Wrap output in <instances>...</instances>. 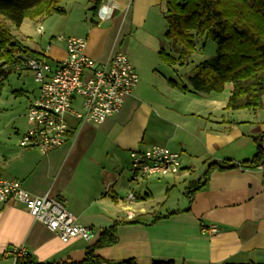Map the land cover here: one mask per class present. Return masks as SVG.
Masks as SVG:
<instances>
[{
    "label": "crops",
    "instance_id": "0c3cea01",
    "mask_svg": "<svg viewBox=\"0 0 264 264\" xmlns=\"http://www.w3.org/2000/svg\"><path fill=\"white\" fill-rule=\"evenodd\" d=\"M69 2H73L72 7L64 8L63 16L26 19L19 28L9 24L14 42L35 56L51 59L54 65L67 57V44L58 42V37L85 39L86 54L99 63L111 61L120 52L128 56L135 48L139 61L130 62L140 76V84L122 111L100 129L69 117L66 144L48 155L37 149H23L19 144L4 151L1 177L21 181L35 197L49 195L67 201L77 223L94 230L95 237L91 241L77 238L66 244L34 219L22 203L0 204V264H16L10 252L23 245L37 264L81 263L87 249L114 225L117 244L96 251L101 264L125 260L136 264H264L262 173L257 168L240 167L215 169L207 174L215 163L253 160L258 153L255 139L264 134V122L241 117L244 111L226 109L232 89L228 93L226 89L222 93L225 95L197 94L185 91L187 85L171 76L162 75L159 80L149 73L162 63L148 56L141 42L150 39L151 52L160 58L164 48L159 45L164 41L159 38V30L163 33L165 29V38L168 31L165 0H119L118 10L103 22L97 17L92 22L93 17H88L93 0ZM49 18L61 26L55 31L58 36L47 40H53L48 49L39 52L26 46L31 28L39 30L42 26L41 38L47 39L43 23ZM70 19L72 25L64 24ZM71 29L73 36H67ZM14 65L8 68L10 74L31 75L17 71ZM147 82H151L153 92L145 89ZM16 92L18 96L27 95L24 90ZM33 93L35 97L27 109L39 97L40 89ZM153 146L179 153L181 178L189 181L179 204L164 212L155 209L149 188L136 192L140 179L136 180L134 173L133 177H124L132 163L131 153ZM148 185L153 188L156 184L151 181ZM130 192L136 200H127ZM130 212H134V218L128 216ZM213 225L218 233L205 235L203 229Z\"/></svg>",
    "mask_w": 264,
    "mask_h": 264
},
{
    "label": "built area",
    "instance_id": "2783aa9c",
    "mask_svg": "<svg viewBox=\"0 0 264 264\" xmlns=\"http://www.w3.org/2000/svg\"><path fill=\"white\" fill-rule=\"evenodd\" d=\"M118 3L119 0H102L98 21L110 19L118 10ZM38 31L43 34V27ZM57 41L67 44V57L63 62L52 65L42 57L26 55L14 65L17 71L30 73L40 85L39 97L28 108V130L19 145L23 149H37L43 155L66 144L69 117L100 129L109 118L122 111L127 98L140 84V76L125 53H117L111 61L99 63L86 54L85 39L58 37ZM131 160L136 180L177 175L182 170L180 154L163 146L134 151ZM257 170L264 177V165ZM127 200H136V195L130 192ZM11 201L22 203L34 219L66 244L77 238L91 241L95 237L94 230L77 223L67 208V201L49 195L35 197L25 190L21 181L0 176V204ZM128 216L134 218L135 214L130 212ZM218 231L215 225L203 229L205 235H215ZM28 255L24 245L10 252L15 262Z\"/></svg>",
    "mask_w": 264,
    "mask_h": 264
},
{
    "label": "trees",
    "instance_id": "16d2710c",
    "mask_svg": "<svg viewBox=\"0 0 264 264\" xmlns=\"http://www.w3.org/2000/svg\"><path fill=\"white\" fill-rule=\"evenodd\" d=\"M66 0H0V97L10 72L6 66L16 64L21 56L36 53L23 50L14 42L9 24L19 28L26 19L53 15L63 16ZM102 0H93L90 12L94 18ZM168 31L166 39L177 48L183 47L179 57L159 53L168 65L184 66L188 56L196 49V37L205 36L218 45L217 56L198 65L185 91L197 94L223 93L232 85L226 109L258 111L264 108V0H165ZM19 95V92H15ZM256 157L241 164L215 163V169L257 168L264 165V134L255 139ZM117 244L116 226L101 234L99 241L87 249L86 258L77 264H101L96 251ZM16 264H37L30 255L18 259ZM118 264H136L134 260ZM154 264H176L174 261H156ZM233 264V263H226ZM253 264V263H250Z\"/></svg>",
    "mask_w": 264,
    "mask_h": 264
},
{
    "label": "rangeland",
    "instance_id": "374dc122",
    "mask_svg": "<svg viewBox=\"0 0 264 264\" xmlns=\"http://www.w3.org/2000/svg\"><path fill=\"white\" fill-rule=\"evenodd\" d=\"M72 1V0H69ZM65 2L63 4L64 8L70 9L72 7L71 2ZM84 2H87V0H81ZM88 12V17L92 18L93 15L91 12ZM58 16V15H57ZM56 19V18H55ZM61 19V18H57ZM48 20V21H47ZM45 20L46 23H43V25L47 28L46 34L47 39H42V34L35 28H31V37L26 41V46H28L31 49L38 50L39 52H44L48 49L49 42L52 36L59 34L58 32L55 33V31H59L60 24H55L53 21L54 19H47ZM67 22V23H66ZM73 20H64V24L72 25ZM35 25V24H34ZM75 29V28H74ZM73 29V30H74ZM71 29L70 35L67 36H73L74 31ZM77 30V29H76ZM165 29L162 33L161 30H159V33L161 36L159 37L164 41V44H160V48H164L166 52L170 55H173L175 57H179L181 51L183 50V47L179 46L177 48H174V46L165 38ZM196 49L193 53H191L188 56V60L184 66L176 65L175 67L169 66L166 63H164L158 56V53H152V41L150 39H144V41L141 42V45L143 46L144 50L149 51L148 56L150 55L153 57L156 61H160L161 66L158 68H153L149 71L151 75L154 76V78L161 80L162 75L171 76L172 78L178 80L181 84H186L189 88L190 86V78L194 74L195 68L205 62L206 60H209L211 58H214L217 56L218 52V45L217 43L211 39L207 38L205 36H199L196 37ZM54 45H58L57 42H54ZM150 43V45H149ZM43 48V49H42ZM50 52V51H49ZM154 54V55H152ZM129 60L134 64V60L139 61L140 54H138L133 48L128 53ZM50 58V57H49ZM52 65L53 61L51 59H47ZM10 72V71H8ZM17 73L14 71H11V74L6 82L4 91L2 96L0 97V160H2L4 151L11 147L12 145L19 144L21 137L27 132L28 130V124H27V106L30 100H32L35 97V94L33 92H37V89H40V85L35 82L32 75ZM170 78V77H168ZM151 82L145 83V89L151 91L153 88L150 85ZM155 85V83H153ZM152 88V89H151ZM232 89V85L229 84L227 86V92ZM24 90L27 92V95L18 96L15 94L16 91ZM153 92V90H152ZM218 95H225L222 93H217ZM80 108V106L78 107ZM247 117L250 120H261L264 122V108L261 110H258L256 112L252 111H244L241 114V117ZM239 117V115H238ZM20 146V145H19ZM120 173V172H119ZM124 177H133L132 172V163L130 162L127 170L124 173ZM181 174L177 175H169L165 177H153L148 179H140L139 183L136 187H139L136 189L137 193H143V189L147 191L149 188L155 198V206L156 210H159L164 212V210H167L170 208V206H177L179 202L182 200V198L185 196V189L188 186V182H184L185 180L181 178ZM154 181L155 186L151 188L148 184ZM172 181V182H170ZM163 208V209H162Z\"/></svg>",
    "mask_w": 264,
    "mask_h": 264
}]
</instances>
